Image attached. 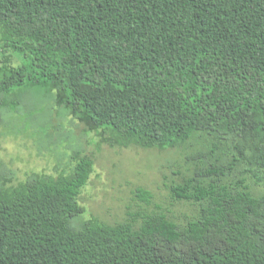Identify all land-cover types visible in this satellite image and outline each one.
I'll use <instances>...</instances> for the list:
<instances>
[{
    "label": "trees",
    "instance_id": "16d2710c",
    "mask_svg": "<svg viewBox=\"0 0 264 264\" xmlns=\"http://www.w3.org/2000/svg\"><path fill=\"white\" fill-rule=\"evenodd\" d=\"M27 84L112 146L178 150L184 209L78 221L91 154L0 163V264H264V0H0V108Z\"/></svg>",
    "mask_w": 264,
    "mask_h": 264
},
{
    "label": "rangeland",
    "instance_id": "374dc122",
    "mask_svg": "<svg viewBox=\"0 0 264 264\" xmlns=\"http://www.w3.org/2000/svg\"><path fill=\"white\" fill-rule=\"evenodd\" d=\"M10 98L16 106L0 108V163L14 172L15 182L33 172L53 174L74 152L83 151L94 157L95 172L81 194L85 212L78 221L114 223L140 206L161 205L175 213L184 209L170 200L167 189L183 159L178 150L112 146L97 132H86L50 91L34 85L13 90ZM138 186L154 193L150 205L134 198Z\"/></svg>",
    "mask_w": 264,
    "mask_h": 264
}]
</instances>
